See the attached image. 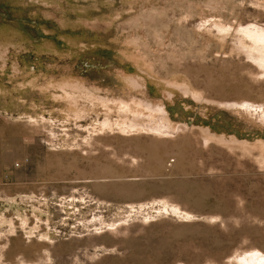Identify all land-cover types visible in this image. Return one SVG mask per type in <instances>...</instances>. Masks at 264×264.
Returning <instances> with one entry per match:
<instances>
[{
	"label": "rangeland",
	"instance_id": "1",
	"mask_svg": "<svg viewBox=\"0 0 264 264\" xmlns=\"http://www.w3.org/2000/svg\"><path fill=\"white\" fill-rule=\"evenodd\" d=\"M260 47L264 0H0V264L264 257Z\"/></svg>",
	"mask_w": 264,
	"mask_h": 264
},
{
	"label": "bare ground",
	"instance_id": "2",
	"mask_svg": "<svg viewBox=\"0 0 264 264\" xmlns=\"http://www.w3.org/2000/svg\"><path fill=\"white\" fill-rule=\"evenodd\" d=\"M257 49H258V48H257ZM258 50L260 51V53H262V54L258 57V59H259V61H260V64H261V65H264V48L260 47ZM249 107H250V106H249ZM257 253H259V250H258L257 252H255V259L253 260L254 263H252V264H256L255 262H256V260H257L259 257H262V258H263L262 261H261V264H264V257H263V256H258ZM253 257H254V256H251L249 259L246 258V257H243V259H244L243 261H244L245 263H247V262H250V263H251V260H252Z\"/></svg>",
	"mask_w": 264,
	"mask_h": 264
}]
</instances>
